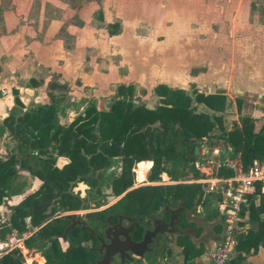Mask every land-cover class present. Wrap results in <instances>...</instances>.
Segmentation results:
<instances>
[{"label": "trees", "instance_id": "obj_1", "mask_svg": "<svg viewBox=\"0 0 264 264\" xmlns=\"http://www.w3.org/2000/svg\"><path fill=\"white\" fill-rule=\"evenodd\" d=\"M117 26L107 24V32L115 33ZM57 78L44 83L30 78L32 87L43 84L42 99L0 120L19 153L0 158V205L21 171L37 180L34 189L7 207V220H0V241L12 232L21 235L34 229L22 239V245L37 252L42 264H110L113 255L127 264L137 251L144 258L167 251L168 241L180 248L183 260L202 255L206 249L198 240L202 230L188 213L206 208L211 196L195 183L130 188L132 170L140 171L142 179L145 173L147 182L158 181L161 174L169 180L196 176V152L202 139L212 136L222 139L244 166L253 160L264 163V115L256 131L249 116H240L239 125L232 123L224 129L216 114L224 110L223 94H204L194 87L189 94L157 83L151 89L157 104L147 108L132 103L131 84L119 83L107 109L88 104L71 121L60 124L55 118V98L68 85ZM14 101L18 102L16 97ZM239 107L236 101L237 112ZM116 157L120 159L119 174L106 186L115 197L123 193L117 200L83 215L52 217L77 210L83 202L72 188L77 182L94 186ZM240 213L244 218L235 229L237 244L226 264H240L246 256L264 249V183L254 185L250 201ZM212 217L213 229L222 231V217L217 211ZM0 264H24L19 249L1 254Z\"/></svg>", "mask_w": 264, "mask_h": 264}, {"label": "crops", "instance_id": "obj_2", "mask_svg": "<svg viewBox=\"0 0 264 264\" xmlns=\"http://www.w3.org/2000/svg\"><path fill=\"white\" fill-rule=\"evenodd\" d=\"M40 1L49 3L50 13L62 22L57 26L54 42L60 43L63 62L52 64L50 72L54 73L53 77L62 78L60 81L67 82V85L73 74L84 80L90 73L85 71L82 75L77 74L78 70L75 65L80 60L86 59L88 45L85 42L90 43L85 12L95 5L96 18L101 20L102 13L99 10L105 0ZM218 1L113 0L112 3L116 10L124 11L130 16V39L119 46L122 49L121 63L127 66V74L120 82L131 84L134 93L141 89L145 95L152 96L157 102V98L151 91L157 83L184 91L187 86L193 84L192 86L199 91L205 87L206 90L202 93L207 94L214 92L211 91L212 88L223 87V81L227 80L228 89L222 94L225 95L226 102H230L232 108L230 125L232 123L239 125L240 116H249L253 119L254 126L257 122H260V126L264 115V25L254 21L249 23L246 20L249 13L245 8V0H228L231 3L230 6L236 5L241 8L240 11L235 9L234 13L230 12L229 7L218 6ZM13 2L15 3L16 0H0V12L9 11L8 8H11ZM21 2L22 0H18V3ZM252 4L264 9L263 0H252L251 6ZM22 12L16 11L19 15L23 14ZM225 14L227 18L223 20ZM186 19H190V22L192 20L193 24L197 25H187ZM172 21L174 23H171ZM110 23L118 25L117 31L113 34L107 32L106 25ZM212 23L215 25H213L212 33H209V40L205 35L209 30L211 31ZM120 31L121 25L118 20L106 21L100 27L98 36L111 37L118 35ZM22 32V26L12 27L0 33V36L3 41L10 43L16 36L20 41L23 40ZM30 44L31 42L28 43ZM41 47L46 48L47 44L44 43ZM34 55L37 62L44 63L40 58L41 55L35 52ZM65 64L69 67L65 68ZM69 70H71V75H66L65 73ZM95 75L97 81L103 82L105 79L103 72ZM4 82L0 80V99L2 100L10 95L11 87ZM2 89L6 90L5 94H1ZM236 101L240 102L238 112ZM3 106H9L8 100L0 102V112L4 109ZM147 108L153 107L147 106ZM257 111L261 112V117L255 120ZM3 117H0V120ZM0 133L2 134L0 151L3 148H11L12 144L16 145L1 127V123ZM5 138H7L8 145L5 143ZM162 175L166 177L165 174H161L160 177ZM6 200L7 198L0 206L5 207ZM12 234L13 232L7 236ZM219 238L220 233L214 230L205 234L201 233L198 240L206 245V249L202 255L190 260H183L180 248L172 241H168L167 251L150 254L145 258L135 257L134 262L138 264L141 260L142 264H209L205 252ZM20 246L24 252H32L34 262L43 263V258L37 252L27 250L22 243ZM256 254L263 255L264 249L260 248ZM116 257L119 259L118 255ZM24 259L26 263H31L27 258Z\"/></svg>", "mask_w": 264, "mask_h": 264}, {"label": "rangeland", "instance_id": "obj_3", "mask_svg": "<svg viewBox=\"0 0 264 264\" xmlns=\"http://www.w3.org/2000/svg\"><path fill=\"white\" fill-rule=\"evenodd\" d=\"M112 2L113 0L104 1L103 5L101 6V10H99L102 13L101 20L96 18L97 9L95 5H93L92 9L90 8L85 12L86 23L88 25L87 30L90 33V43L85 42L88 45L86 59L80 60L75 66L78 70L77 74L82 75V73L85 71L89 72L90 74L85 77L84 80H81V78L73 74L70 81L68 82L69 84L67 89L62 95L55 98V103L57 105L55 118L58 123H68L73 117L81 113L88 104H92L96 108L107 109L114 93L115 85L117 83H122L120 82L122 81V77L127 74L126 64L121 63L122 49L119 48V46L123 42H128L130 39V16L124 11L116 10ZM244 3L245 8L248 9L247 11L249 13V15L246 16V20L249 23L254 21L260 25H264L263 7L259 8L253 4L251 6L252 0H245ZM230 4L231 3L228 0H219L217 5H224V8L229 7V9H231L230 12L232 11L233 13L235 9H239L238 11H240L241 8H238L236 5L230 6ZM8 10L9 11L0 12V33L12 27L17 28L18 26H22L23 32L21 34L23 36V40L20 41L18 36H16L10 43H7L6 41H3L0 36V80L2 79V81H5L4 83L11 85L10 95L4 100L0 99V102L8 100L9 103L8 107L3 106L4 109L0 112V117H3L7 113L19 114L23 109L36 105L42 99L44 86L41 84L37 87H32L28 82L29 78H34L44 83L46 80L53 77L54 73L50 72L52 64L56 65V62H63L60 43L57 42V44L54 42L57 26L62 22L55 18V15L50 13L49 3L44 1L41 2L40 0H22L21 3H18V0H16V2L12 4L11 8H8ZM16 11H23V14L19 15L16 13ZM238 11L237 14H239ZM226 18L227 15L225 14L223 20ZM113 20L119 21L121 25L120 33L111 37L98 36L100 33V27H102L106 21ZM186 21L187 25H197H194L192 20L191 23L190 19H186ZM186 21L184 22L186 23ZM171 23H174V21ZM213 25L215 24L212 23L210 25L211 31L209 30V32L205 35L209 40V33H212ZM225 29L226 26L224 27V30ZM224 33H226V31ZM259 35H261V33ZM29 42H31L30 45H28ZM51 42H53V45H51ZM44 43L47 44L46 48L41 47V45ZM117 47L118 49H116ZM34 52L41 55L40 58L44 63H39L35 60ZM44 59L46 60L44 61ZM45 63L49 64V66H45ZM68 67L69 65L65 64V68ZM70 72L71 70L65 74L71 75ZM99 72L105 73V79H103V82L101 80L97 81L95 78V74H98ZM57 79L62 80V78ZM227 82V80L223 81V87L219 86L218 88H212L211 91L214 92L211 93L222 94L223 91L228 89ZM192 85L193 84H190L186 87L185 91L189 94H191V89L193 87ZM205 90L206 88L203 87L200 91L202 92ZM14 97L17 98V103L14 101ZM132 103L134 105L138 104L146 107H154L157 104L155 98L150 95H145L141 89L137 90L135 93L133 92ZM199 108H197V110H199ZM230 112H232L230 102H225L224 110L216 113L219 115L222 127L224 129H228L230 127ZM255 116V120H258L261 117V112L257 111ZM259 123L260 122H257L254 126L255 131L259 128ZM1 137L2 134L0 133V139ZM5 141L7 144V138H5ZM218 141L219 140L215 139L213 136L209 138H203L200 146H213ZM10 147L11 148L9 149L3 148L0 151V158L5 157L9 153H18L16 145L13 146L12 144ZM119 170L120 159L118 157L112 158L109 167L101 172L100 186L98 187L97 193L94 195L91 194V189H89L86 183L77 182L72 188V192L77 194L83 201L82 205L77 210L70 212H57L52 217L63 214L83 215L88 212L97 211L113 203L119 196L115 197L110 193L108 187L106 186V182H108L111 178L116 177L119 174ZM132 171L133 184L130 188L148 184H169L166 182L168 178L166 179L165 177V179H163L162 176L159 177L158 181L147 182L145 179V173L142 181H137L135 178V172L134 170ZM187 175L178 179H186ZM36 185L37 180L35 177L21 171L13 181V184L9 190L5 207L0 206V220H7L9 215L7 210L8 205L11 206L17 203L22 194L34 189ZM87 191H89V200L86 201L85 195ZM98 198L99 200L96 201ZM92 202L94 204L93 206H91ZM215 211H217V206L213 199H209L206 208L202 210L190 211L188 213V218L193 221L196 227L201 228V233L205 234L214 230L212 225L215 222V219L212 217V214ZM33 231L34 229L29 228L27 232L21 234L22 238L28 236ZM220 232L221 229L218 233ZM21 235H17V233L13 232V240H7L6 246L1 244L2 248L0 250V255L16 247L20 251L21 249L18 244H21V241L18 243L16 238ZM33 257L34 255L32 252H24V257L22 256L23 263L28 264L25 262L24 258H27L32 262ZM112 259L113 261H111V264H118L119 259L116 257V255H113ZM142 263L143 262L140 260L138 264ZM242 264H264V254L261 256H259V254L251 256L248 255Z\"/></svg>", "mask_w": 264, "mask_h": 264}, {"label": "built area", "instance_id": "obj_4", "mask_svg": "<svg viewBox=\"0 0 264 264\" xmlns=\"http://www.w3.org/2000/svg\"><path fill=\"white\" fill-rule=\"evenodd\" d=\"M5 93L6 90L2 89L1 94ZM223 144V154L218 142L213 146L199 147L193 163L198 172L196 176L188 174L186 179L170 181L166 177V182L169 184L179 182L199 184L201 191L209 194L210 199H213L217 206V213L222 217L223 228L220 240L214 242L205 252L209 264H226L233 254L237 244L235 229L244 218V215L240 213L241 208L250 201L254 185L264 183L263 162L253 160L250 165L244 166L238 154L234 153L227 144ZM221 170L227 171L228 174H220ZM260 190H263V186ZM16 239L18 243L19 241L22 243V235ZM7 240H13L12 235L0 241V250L1 244L6 246ZM18 246L24 257V251L20 244Z\"/></svg>", "mask_w": 264, "mask_h": 264}, {"label": "water", "instance_id": "obj_5", "mask_svg": "<svg viewBox=\"0 0 264 264\" xmlns=\"http://www.w3.org/2000/svg\"><path fill=\"white\" fill-rule=\"evenodd\" d=\"M198 107H201V105H199ZM209 118H211V115L209 116ZM218 145L220 146V148H221V154H223L224 153V149H223V147H224V144H223V141H222V139H219V141H218ZM100 186V181H98L97 182V184L92 188V192L93 193H95L96 192V189L98 188ZM123 194V193H122ZM121 194V195H122ZM120 195V196H121ZM119 196V197H120ZM118 197V198H119ZM117 198V199H118ZM99 200V198L98 199H96V201H98ZM94 204H93V202L91 203V206H93ZM104 208V207H103ZM102 209V208H101ZM100 210V209H99ZM142 254V251H137V252H135V257H140V255ZM123 263V261H122V258L121 257H119V263L118 264H122ZM127 264H135V262H134V260H129V262L127 263Z\"/></svg>", "mask_w": 264, "mask_h": 264}, {"label": "flooded vegetation", "instance_id": "obj_6", "mask_svg": "<svg viewBox=\"0 0 264 264\" xmlns=\"http://www.w3.org/2000/svg\"><path fill=\"white\" fill-rule=\"evenodd\" d=\"M98 181H99V180H98ZM96 184H97V183H96ZM96 184H95V185H96ZM95 185H94V186H95ZM94 186H92V187H91V186H88L89 189H91V194H93V195L97 193V189H98V188H97V189H96V192L93 193V192H92V188H93ZM88 192H89V191H87V193H86V195H85V200H86V201L89 200ZM82 202H83V201H82Z\"/></svg>", "mask_w": 264, "mask_h": 264}, {"label": "bare ground", "instance_id": "obj_7", "mask_svg": "<svg viewBox=\"0 0 264 264\" xmlns=\"http://www.w3.org/2000/svg\"><path fill=\"white\" fill-rule=\"evenodd\" d=\"M135 176H136V180L137 181H142L141 172L140 171H135Z\"/></svg>", "mask_w": 264, "mask_h": 264}]
</instances>
